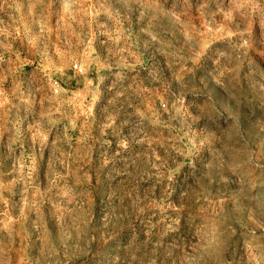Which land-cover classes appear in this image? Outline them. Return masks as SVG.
I'll return each mask as SVG.
<instances>
[{
  "label": "rangeland",
  "instance_id": "1",
  "mask_svg": "<svg viewBox=\"0 0 264 264\" xmlns=\"http://www.w3.org/2000/svg\"><path fill=\"white\" fill-rule=\"evenodd\" d=\"M0 264H264V0H0Z\"/></svg>",
  "mask_w": 264,
  "mask_h": 264
},
{
  "label": "built area",
  "instance_id": "2",
  "mask_svg": "<svg viewBox=\"0 0 264 264\" xmlns=\"http://www.w3.org/2000/svg\"><path fill=\"white\" fill-rule=\"evenodd\" d=\"M77 67H78L77 65L74 66L75 69H76Z\"/></svg>",
  "mask_w": 264,
  "mask_h": 264
}]
</instances>
